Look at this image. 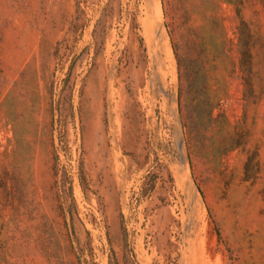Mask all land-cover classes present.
I'll use <instances>...</instances> for the list:
<instances>
[{"label": "rangeland", "instance_id": "1", "mask_svg": "<svg viewBox=\"0 0 264 264\" xmlns=\"http://www.w3.org/2000/svg\"><path fill=\"white\" fill-rule=\"evenodd\" d=\"M0 264H264V0H0Z\"/></svg>", "mask_w": 264, "mask_h": 264}, {"label": "trees", "instance_id": "2", "mask_svg": "<svg viewBox=\"0 0 264 264\" xmlns=\"http://www.w3.org/2000/svg\"><path fill=\"white\" fill-rule=\"evenodd\" d=\"M237 14L239 15L240 12L237 11ZM243 24V23H242ZM241 45V44H240ZM250 54L249 50L246 44H242L240 47V59H239V65L242 71L246 72V77L244 79V82L249 86V83L247 82L248 74L250 73Z\"/></svg>", "mask_w": 264, "mask_h": 264}, {"label": "bare ground", "instance_id": "3", "mask_svg": "<svg viewBox=\"0 0 264 264\" xmlns=\"http://www.w3.org/2000/svg\"><path fill=\"white\" fill-rule=\"evenodd\" d=\"M154 9V8H153ZM157 19V18H156Z\"/></svg>", "mask_w": 264, "mask_h": 264}]
</instances>
